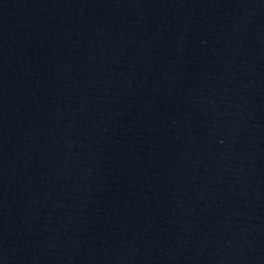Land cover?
I'll use <instances>...</instances> for the list:
<instances>
[{
  "label": "water",
  "instance_id": "obj_1",
  "mask_svg": "<svg viewBox=\"0 0 264 264\" xmlns=\"http://www.w3.org/2000/svg\"><path fill=\"white\" fill-rule=\"evenodd\" d=\"M0 264H264V0H0Z\"/></svg>",
  "mask_w": 264,
  "mask_h": 264
}]
</instances>
